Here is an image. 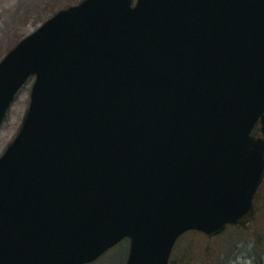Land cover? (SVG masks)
<instances>
[{"label": "water", "instance_id": "obj_1", "mask_svg": "<svg viewBox=\"0 0 264 264\" xmlns=\"http://www.w3.org/2000/svg\"><path fill=\"white\" fill-rule=\"evenodd\" d=\"M0 264H168L247 224L264 177V0H81L0 60Z\"/></svg>", "mask_w": 264, "mask_h": 264}, {"label": "rangeland", "instance_id": "obj_2", "mask_svg": "<svg viewBox=\"0 0 264 264\" xmlns=\"http://www.w3.org/2000/svg\"><path fill=\"white\" fill-rule=\"evenodd\" d=\"M80 0H0V60L21 38L33 32L59 9ZM33 78L18 92L0 127V155L16 135L27 111ZM256 201L257 214L244 228H227L212 239L215 248L205 252L207 236L188 234L178 244L181 253L192 244L191 260L196 264H264V187ZM128 241L103 253L93 264H125Z\"/></svg>", "mask_w": 264, "mask_h": 264}, {"label": "trees", "instance_id": "obj_3", "mask_svg": "<svg viewBox=\"0 0 264 264\" xmlns=\"http://www.w3.org/2000/svg\"><path fill=\"white\" fill-rule=\"evenodd\" d=\"M257 201V199H256ZM255 205H256V202H255ZM256 211V214H257V207L255 209ZM231 228H241V229H244L245 227H240V226H230ZM228 227V228H230ZM196 234L198 232H194V231H190V232H187L185 233L184 235H182L176 242L175 244V247L171 253V256H170V259H169V264H196V263H193L192 260H191V250H192V244H189V242H187L185 245L186 247L183 249V251L181 253H177V247H178V244L179 242L181 241L182 238H184L185 236H187L188 234ZM221 235V234H220ZM218 235V236H220ZM208 238V237H206ZM215 238V237H214ZM212 239L213 238H208V240H206V244H205V252L208 251V249L210 248H215V244L212 242Z\"/></svg>", "mask_w": 264, "mask_h": 264}, {"label": "flooded vegetation", "instance_id": "obj_4", "mask_svg": "<svg viewBox=\"0 0 264 264\" xmlns=\"http://www.w3.org/2000/svg\"><path fill=\"white\" fill-rule=\"evenodd\" d=\"M255 134L260 136L261 135V131H260V128H259V121L257 122L256 126H255ZM263 187H264V182L261 183L257 193H256V196L255 198H258L259 197V194L263 193Z\"/></svg>", "mask_w": 264, "mask_h": 264}]
</instances>
